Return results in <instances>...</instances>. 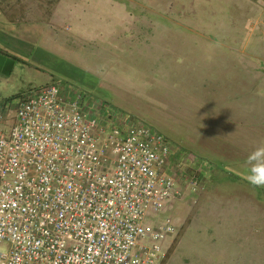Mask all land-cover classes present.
I'll list each match as a JSON object with an SVG mask.
<instances>
[{"label": "rangeland", "instance_id": "374dc122", "mask_svg": "<svg viewBox=\"0 0 264 264\" xmlns=\"http://www.w3.org/2000/svg\"><path fill=\"white\" fill-rule=\"evenodd\" d=\"M1 1L44 5L38 17L54 19V43L31 46L0 82L8 120L20 96L52 82L132 109L119 111L209 164L176 210L161 264H264V199L248 196L264 188L247 180L250 155L264 147V0ZM8 59L0 51L3 79ZM244 228L255 233L249 246Z\"/></svg>", "mask_w": 264, "mask_h": 264}, {"label": "built area", "instance_id": "2783aa9c", "mask_svg": "<svg viewBox=\"0 0 264 264\" xmlns=\"http://www.w3.org/2000/svg\"><path fill=\"white\" fill-rule=\"evenodd\" d=\"M8 118L0 107V264L162 263L205 159L54 82Z\"/></svg>", "mask_w": 264, "mask_h": 264}, {"label": "crops", "instance_id": "0c3cea01", "mask_svg": "<svg viewBox=\"0 0 264 264\" xmlns=\"http://www.w3.org/2000/svg\"><path fill=\"white\" fill-rule=\"evenodd\" d=\"M39 11L47 13L49 10L44 5L38 4H35L34 6L28 5L25 7L20 6V4L7 6L6 1L0 2V51L6 53L8 56H12V59L8 60H13L10 61L12 63L9 65V68H6V71L4 72V79L2 77L4 70L0 68V71L2 72L0 73V82H7V80L13 75V65L15 60L19 61L25 59L24 57H31L29 56V48L31 46L42 44L45 45L43 48H46V45L54 43L51 27V25L54 23L53 15L51 14L48 17L45 13H42L39 18L36 14ZM43 16H45V18ZM39 68L40 67H37V69ZM5 85L6 84H1L0 86ZM13 97L15 96L12 95L7 100L9 101ZM114 106L119 108L117 105ZM11 108L12 107H10V109ZM117 110H129L134 112L128 107H122V109L119 108ZM248 193L249 191H247V194ZM248 196H252V198L257 199V201H263L261 199H264V197H256L253 193L248 194ZM248 200L250 201V199ZM260 216L261 215H257V218ZM243 230V233H246V236L249 235L250 232L254 233L252 228L251 230H248V228H244ZM250 242H252V239L249 235L248 240H245L243 245L249 246ZM259 258H261V252L259 253Z\"/></svg>", "mask_w": 264, "mask_h": 264}, {"label": "clouds", "instance_id": "9594fccd", "mask_svg": "<svg viewBox=\"0 0 264 264\" xmlns=\"http://www.w3.org/2000/svg\"><path fill=\"white\" fill-rule=\"evenodd\" d=\"M256 161L251 166V172L247 176L248 182L256 188H264V147L258 148L249 157V162Z\"/></svg>", "mask_w": 264, "mask_h": 264}, {"label": "trees", "instance_id": "16d2710c", "mask_svg": "<svg viewBox=\"0 0 264 264\" xmlns=\"http://www.w3.org/2000/svg\"><path fill=\"white\" fill-rule=\"evenodd\" d=\"M20 97H22V96H20Z\"/></svg>", "mask_w": 264, "mask_h": 264}]
</instances>
